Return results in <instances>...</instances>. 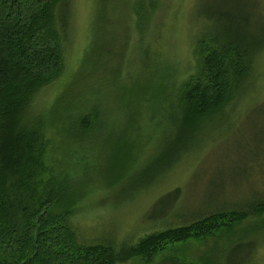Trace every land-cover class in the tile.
<instances>
[{
  "label": "rangeland",
  "instance_id": "obj_1",
  "mask_svg": "<svg viewBox=\"0 0 264 264\" xmlns=\"http://www.w3.org/2000/svg\"><path fill=\"white\" fill-rule=\"evenodd\" d=\"M65 1L63 70L28 111L47 135L43 179L75 202L80 244L118 250L264 195V50L223 110L182 138L175 127L180 87L201 72L206 17L226 13L264 41V0ZM124 264H264V213Z\"/></svg>",
  "mask_w": 264,
  "mask_h": 264
},
{
  "label": "trees",
  "instance_id": "obj_2",
  "mask_svg": "<svg viewBox=\"0 0 264 264\" xmlns=\"http://www.w3.org/2000/svg\"><path fill=\"white\" fill-rule=\"evenodd\" d=\"M142 1L151 0L138 3L143 9ZM65 2L0 0V264L152 260L169 245L209 236L264 213L262 195L244 204L242 211L212 212L191 223L153 231L118 250L109 242L80 244L68 223V209L75 202L60 184L43 179L47 135L41 118H30L28 111L35 95L54 83L63 70V37L55 28V15L58 6L62 12ZM228 18L226 13L206 17L210 27H205L194 43L202 52L201 72L180 87L181 107L175 126L183 132L179 138L223 110L230 95L242 89L264 50V41L249 33L248 26L231 23ZM62 25L66 27L65 18ZM254 168L263 175L260 165L252 162L249 171ZM261 188L264 194V186Z\"/></svg>",
  "mask_w": 264,
  "mask_h": 264
}]
</instances>
